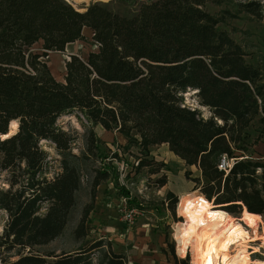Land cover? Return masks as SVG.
Segmentation results:
<instances>
[{"label": "trees", "instance_id": "trees-1", "mask_svg": "<svg viewBox=\"0 0 264 264\" xmlns=\"http://www.w3.org/2000/svg\"><path fill=\"white\" fill-rule=\"evenodd\" d=\"M228 1L145 0L127 15L102 2L79 10L65 0H0V172L9 175L7 187H0V209L7 215L0 251L16 249L19 256L2 264H92L90 252L102 245L73 254L34 253L64 231L81 186V162L97 153L100 142L90 131L86 149L72 152L74 138L56 124L72 110L123 136L125 150L138 148L137 172L157 174L166 167L149 153L167 144L185 165L198 168L200 194L216 209L232 216L243 209L264 214V167L245 157L256 119L257 139L264 138V66L248 63L242 45L219 28L241 13L264 16L255 0L237 2L234 12L205 9ZM84 29L96 50L85 58L70 55L63 81H57L42 58L84 40ZM36 44L41 53L31 51ZM188 90L209 110L208 118L184 103ZM13 121L16 130L1 138ZM41 141L51 142L60 156L61 170L51 178L43 172ZM221 155L236 159L226 174L217 168ZM108 169L102 164L93 177L91 203L73 231L77 239L86 236L95 189L109 178ZM166 183L163 174L157 186ZM166 198L173 209L177 197L167 192ZM99 264H126V258L109 249ZM172 264H190L189 257L174 256Z\"/></svg>", "mask_w": 264, "mask_h": 264}, {"label": "rangeland", "instance_id": "rangeland-1", "mask_svg": "<svg viewBox=\"0 0 264 264\" xmlns=\"http://www.w3.org/2000/svg\"><path fill=\"white\" fill-rule=\"evenodd\" d=\"M65 1L79 10H84L92 2L109 3L114 11L130 15L145 0ZM247 1L230 0L221 6L208 3L205 9L213 15L225 9L234 12L237 2ZM255 1L261 5L264 16V0ZM219 28L226 30L236 42L242 45L246 53L245 60L248 63L264 66V19L257 20L241 13L237 18L227 19L225 24H219ZM83 33L84 40L69 44L62 52H48L47 56L42 58L57 81H63L65 63L70 55L85 58L90 51L96 50L97 45L91 40L90 33L85 30ZM31 51L41 53L40 44L34 45ZM183 99L188 107L197 108L203 117L210 116L207 108L198 105L193 91L188 90L183 94ZM56 124L74 138L71 145L74 154L79 155L86 149L90 131L95 133L100 142L97 153L81 162V186L75 193L76 203L64 231L52 242L36 248L34 253L40 256L49 253L54 256L62 253L73 254L80 247H89L100 242L101 247L90 252L92 264H99L102 253L109 249L113 253L124 255L126 264H172L174 256L184 258L180 257L176 251L174 226L183 222V217L177 211L180 197L192 193L200 194L204 180L200 178L198 168L184 165L182 161L174 158L173 160L165 159L166 167L157 174H149L147 168H142L137 172L136 166L141 158L139 149L131 147L125 150L123 147L126 143L120 144L119 136L113 132L106 133L98 125L93 126L78 111L66 112L58 118ZM260 129V123L257 119L254 120L248 130V148L245 157H249L264 167V138L257 139ZM39 145L47 152L43 172L47 178H51L61 170L60 156L57 155L51 142L41 141ZM151 151L153 149H150ZM149 158H152L150 153ZM156 162L163 163V161ZM102 164H108L110 167L108 169L109 178L95 189L92 209L87 215L86 236L77 239L73 231L81 218L84 207L91 203L92 180L96 172L102 168ZM260 172L261 170L258 169L257 174ZM163 174L166 175V186L158 187L157 180ZM197 178L200 180L195 183L193 180ZM8 179L7 172H0V187L6 188ZM177 187L186 190L181 193L177 192V202L172 209L166 194L169 189L177 190ZM125 207H135L139 211L132 225L124 223L122 219ZM239 216L240 214L233 217L238 218ZM259 216L261 222L257 233L264 239V214ZM6 219V213L0 209V234ZM170 244H173V253L170 250ZM259 245V241L249 244V246L257 247ZM248 251L251 259H264V248H259L256 253H251V249ZM17 253L16 249L9 253L0 251V264H2L1 260L15 261L19 257ZM19 253L26 254L25 251ZM186 255L191 264L190 250Z\"/></svg>", "mask_w": 264, "mask_h": 264}, {"label": "bare ground", "instance_id": "bare-ground-1", "mask_svg": "<svg viewBox=\"0 0 264 264\" xmlns=\"http://www.w3.org/2000/svg\"><path fill=\"white\" fill-rule=\"evenodd\" d=\"M16 127L17 123L11 122L9 133L1 138L12 134ZM196 196L192 193L179 199L177 211L183 222L174 226L177 254L185 257L190 250L191 264H264V259H251L248 251L256 253L264 248V239L257 233L260 216L243 209L236 218L203 198L204 204L196 206ZM256 241L259 247L249 246Z\"/></svg>", "mask_w": 264, "mask_h": 264}, {"label": "built area", "instance_id": "built-area-1", "mask_svg": "<svg viewBox=\"0 0 264 264\" xmlns=\"http://www.w3.org/2000/svg\"><path fill=\"white\" fill-rule=\"evenodd\" d=\"M235 160H236L235 158L229 159L225 155H221L219 158L218 165H217L218 170L223 171L224 174L228 173V171L230 170V168L234 164ZM202 198L204 200L208 201L203 195L198 194L196 196L194 204L196 206L203 205L204 201ZM123 202H124V200H123ZM209 202L212 203V201H209ZM138 215H139V211L135 207H128V208L125 207L124 211L122 212V219H123L124 223L132 225V224H134Z\"/></svg>", "mask_w": 264, "mask_h": 264}, {"label": "crops", "instance_id": "crops-1", "mask_svg": "<svg viewBox=\"0 0 264 264\" xmlns=\"http://www.w3.org/2000/svg\"><path fill=\"white\" fill-rule=\"evenodd\" d=\"M87 33H90L89 35H91V32L89 29H84ZM69 45V44H68ZM67 45V46H68ZM99 126V125H98ZM101 127V126H99ZM102 128V127H101ZM103 129V128H102ZM104 130V129H103ZM105 131V130H104ZM107 133V131H106ZM111 134V132H109ZM115 135L119 136V140H120V144L125 142V138L123 136H121L120 134H117L115 132H113ZM161 147V148H158ZM151 150L153 149V151L150 152V155L152 156L154 161H163V163H165V159L168 160H173L174 158L179 159L177 156H175L172 152L169 151L167 144H161V145H156L150 148ZM180 161H182L181 159H179ZM183 162V161H182ZM184 163V162H183ZM185 165V163H184ZM199 175H200V171ZM201 178V175H200ZM166 186V184L164 185ZM177 190H173V189H169L168 192H172L175 196L177 195V192H185L186 189L182 188V189H178V187L176 188ZM185 194V193H184Z\"/></svg>", "mask_w": 264, "mask_h": 264}, {"label": "water", "instance_id": "water-1", "mask_svg": "<svg viewBox=\"0 0 264 264\" xmlns=\"http://www.w3.org/2000/svg\"><path fill=\"white\" fill-rule=\"evenodd\" d=\"M9 129H10V126H9Z\"/></svg>", "mask_w": 264, "mask_h": 264}]
</instances>
